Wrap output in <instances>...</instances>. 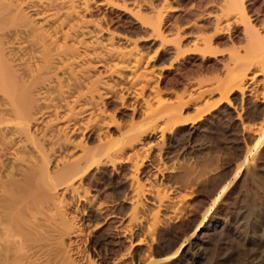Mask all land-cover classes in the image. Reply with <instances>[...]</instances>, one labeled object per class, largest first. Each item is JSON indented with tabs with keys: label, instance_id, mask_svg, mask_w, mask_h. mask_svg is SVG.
I'll return each instance as SVG.
<instances>
[{
	"label": "bare ground",
	"instance_id": "6f19581e",
	"mask_svg": "<svg viewBox=\"0 0 264 264\" xmlns=\"http://www.w3.org/2000/svg\"><path fill=\"white\" fill-rule=\"evenodd\" d=\"M94 1L0 0V264H198L200 256L191 254L192 248H203L206 231L230 232L229 222L212 216L205 225L212 207L200 214L190 212L185 199L198 178H188L189 171L175 183L178 194L171 199L163 180H156L165 168L159 157L153 156L143 178H138L148 152L139 155L135 149L144 135L158 130L162 138L158 145L163 146L166 137L171 146L180 142L171 129L178 123L185 126L177 108L182 97L161 94L155 64L146 60L136 41L105 30L88 17ZM246 1L224 0L216 28L242 25L236 36L242 35L248 45L253 40L263 42V10L250 15ZM126 5L122 4L125 10ZM129 11L141 17L139 10ZM145 22L153 33L161 34L160 15ZM213 38L198 35L193 46L211 52ZM261 44L231 54L223 63V74L201 85L197 97L191 94L190 100L199 99L207 107L210 97L219 94L227 106L218 111H228L230 121L238 123L240 117L234 113L257 91L248 80L264 77ZM97 67L114 80H103ZM123 84L132 114L118 124L109 101ZM259 84L264 102V78ZM236 93L239 98L229 99ZM210 115L188 125L182 144H191L200 127L213 123L217 115ZM116 124L114 134L109 129ZM259 130L234 177L255 178L249 164L264 146V124ZM127 162H132L128 169ZM115 176L111 199L94 188L114 182ZM227 187H222L219 197ZM218 200H212V206L218 202V210L228 205ZM257 206L264 214V206ZM232 212V220L238 222L240 209ZM186 219L175 241L158 245L174 234L172 221ZM123 240L129 241L127 249L134 244L132 254L121 247Z\"/></svg>",
	"mask_w": 264,
	"mask_h": 264
},
{
	"label": "rangeland",
	"instance_id": "374dc122",
	"mask_svg": "<svg viewBox=\"0 0 264 264\" xmlns=\"http://www.w3.org/2000/svg\"><path fill=\"white\" fill-rule=\"evenodd\" d=\"M99 1L101 0L91 2L92 11L88 17L91 16L100 22L105 30L124 33L136 41L137 48L146 56V60L150 59L152 64H155V78L156 81H159L161 94L172 93L182 97L177 108L180 111V123H185V126L179 127L178 123L171 129V135L179 139V144H174L175 147L171 146L166 137L165 144L158 145L157 143L162 139L159 137V130L156 133H151L152 135H144L145 137L143 136L144 138L142 137L135 145L137 154L148 152L138 171V178H143L149 160L153 156L159 157L165 164V168L161 174H158L156 180H163L167 190V199H171L178 194L175 183L180 181L183 176L185 177L187 175L185 173L189 171L188 178H195V176L198 178L195 179L198 182H195L194 186L190 188L187 193L189 195L185 199L190 212L200 214L205 207H212L205 225L211 221L212 216L223 218L229 222L230 232L217 231L215 234H209L206 231L203 248L200 250L197 247L192 248L191 254L196 253L200 256L198 264H264V214L257 208L258 204L264 206V146L255 155L254 160L251 157L253 162L249 164L256 172L255 178L234 177L236 168L247 151V147L249 148L253 142L251 139L254 140L256 133L260 131L259 128L264 124V102L261 94L263 85L259 84V81L264 77L259 75L257 78L255 77L254 81L253 78L248 80V84L256 87L257 91L253 93V97L248 103L240 105L241 110L238 108V113H234V116L239 115L240 117L236 124L230 121L228 111H218L220 107L227 106L225 102L221 103L219 94H213L210 97V104L207 107H204V102L199 99H197V103L195 100H190L191 94L197 97L196 93L201 85L212 83L223 74V63L228 61L231 54L239 53V51L245 53L250 45H252L250 50L254 49L253 45L257 49L261 47L260 44L264 43V40L262 39L263 42L253 40V43L250 42L248 45V41L242 35L236 36L235 33V30L237 28L240 30L242 25L239 27L236 24L222 25L217 29L215 18L224 7V0H108L103 6L98 5ZM122 4H127V10L122 7ZM246 5L250 15L255 14L259 8L264 13V0H248ZM132 9L139 10L141 17L138 18V14L135 16L132 12L130 14L129 10ZM155 15H160L162 19L160 35L153 33L152 28L145 22L146 19ZM254 23L258 25L259 29L261 28L259 21ZM198 35L214 37V49L212 48L211 52L195 49L193 40ZM97 70L103 80H109V82L114 80L102 67H97ZM253 74L251 73L250 76ZM124 88L126 89L124 84L117 86L116 96L109 101V108L115 109V119L118 124H123L126 118H130L132 114V108L128 106L131 98ZM121 94H124L123 98H119L122 96ZM234 97L239 98L240 96L237 93L229 95V99ZM211 113L216 114L217 117L211 119L213 123H206L210 128L208 125L200 127L196 133V139L191 144H182L188 125L204 121L211 117ZM119 115H122L123 119H119ZM117 128L116 124L109 130L116 134ZM155 153L157 154L155 155ZM131 163L125 164L127 169ZM117 180L118 178L115 176L114 182L109 184L101 182L94 188L106 198L111 199ZM222 187H227L226 194L219 197L222 194L220 193ZM93 192L94 189H92ZM216 198L220 199L218 201L225 200L228 205H224L221 210H218L220 209L217 208L218 202L213 205L214 207L212 206V200L215 201ZM238 208L241 218L238 222H234L231 213ZM200 219L201 217H199ZM186 223H188V219L184 223L172 221L170 226L174 234L159 241L158 245H168L175 241L179 237L178 235L183 232ZM197 224L196 222L193 225L192 230ZM133 240L136 242V239L132 238L131 241ZM127 246H129V241L123 240L121 247L132 254V249L135 248L134 244L130 249H127ZM146 248L147 246L142 244L141 249L145 250ZM171 252L168 251L166 254Z\"/></svg>",
	"mask_w": 264,
	"mask_h": 264
}]
</instances>
